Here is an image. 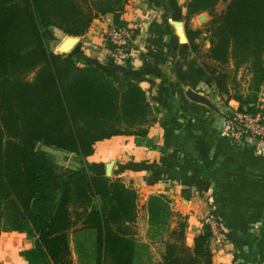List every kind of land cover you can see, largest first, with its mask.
<instances>
[{
  "label": "trees",
  "instance_id": "16d2710c",
  "mask_svg": "<svg viewBox=\"0 0 264 264\" xmlns=\"http://www.w3.org/2000/svg\"><path fill=\"white\" fill-rule=\"evenodd\" d=\"M219 1L227 3L220 12ZM126 3L0 0V224L7 217L8 227L37 236L36 246L23 252L30 264H44V258L69 264V232L81 220L98 232L97 264H138L135 239L121 232L122 224L136 219L137 192L120 178L61 169L37 149L43 144L86 158L100 140L149 134L153 107L138 81L113 69L79 65L49 43L50 27L81 35L97 12H113L115 25H129L122 19ZM187 11L188 19L210 11V47L203 59L195 41L202 30L188 27L187 34L218 94H229L232 68L249 65L250 92L226 96L238 100L241 110L256 111L264 86V0H190ZM149 209L153 221H169L163 197H152ZM186 230L182 219L157 264H215L210 227L204 224L194 246L187 244Z\"/></svg>",
  "mask_w": 264,
  "mask_h": 264
},
{
  "label": "crops",
  "instance_id": "0c3cea01",
  "mask_svg": "<svg viewBox=\"0 0 264 264\" xmlns=\"http://www.w3.org/2000/svg\"><path fill=\"white\" fill-rule=\"evenodd\" d=\"M187 4L188 0H127L122 19L143 24L147 32L138 31L137 50L117 66L105 58L106 32L115 25L113 12H97L81 35L49 28V42L64 36L53 52L138 81L153 107L147 136L100 140L94 153L81 160L88 172L120 178L137 192L133 222L138 264L163 259L170 232L182 219L187 221V244L194 246L209 212L224 223L230 237L228 242L211 241L215 264H264V147L232 137L226 105L213 96L215 84L191 48ZM188 89L208 95L217 109L191 99ZM229 104L240 106L234 98ZM154 196L167 201V223L153 221L149 203ZM31 235L13 228L2 233L0 264H30L23 252L36 246L37 236ZM73 258L77 263L75 253Z\"/></svg>",
  "mask_w": 264,
  "mask_h": 264
},
{
  "label": "rangeland",
  "instance_id": "374dc122",
  "mask_svg": "<svg viewBox=\"0 0 264 264\" xmlns=\"http://www.w3.org/2000/svg\"><path fill=\"white\" fill-rule=\"evenodd\" d=\"M190 1V0H188ZM227 3L225 1H219L216 5V10L218 12L225 9ZM188 14V11H187ZM202 14H205V18H201L200 16ZM211 20L210 11H204V12H194L193 15L188 19L187 15V23H186V29L188 27L192 29H201L202 32L196 37V43L199 44L201 47L200 54L201 58L203 59L204 52L210 47L209 42V31L208 30V22ZM64 36H61V39L56 41H50V47L54 48L58 46V44L62 41V38ZM56 42V44H55ZM192 48V47H191ZM200 58V59H201ZM201 59V60H202ZM109 61V60H108ZM234 69L233 75L231 76V79L229 80V94L235 95V96H243L246 97V95L250 92V82H251V71L249 68V65H242L239 68H232ZM33 75V74H32ZM216 89V88H215ZM229 94L225 95H219L217 90L214 91L213 96L216 97V95L221 99V103L224 105H228L229 101L231 99H228ZM261 94V92H260ZM224 97V98H223ZM228 99V103L226 102ZM37 149H41L46 151V153L51 157V159L61 167V169H67V170H83L85 169L82 163V160L77 153L72 151H67L63 149H59L57 147L53 146H47L40 144ZM139 201V196H138ZM96 204V203H95ZM75 206L72 207V215L75 218H78L75 210ZM138 209V207H137ZM81 210H78V212ZM7 217H3L0 224V236L2 233H4L7 230H11V227H8L10 224L7 219ZM79 221V220H78ZM84 222L81 220L77 223L76 226H74L70 232H69V241H70V247H71V262L69 264H97L98 263V232L94 229H89L84 227ZM135 226H137L133 221L122 224L121 225V232L123 234L128 235L132 239H135ZM82 227V228H81ZM116 228H118L116 226ZM22 232V231H21ZM26 232V231H24ZM30 238H33L31 235ZM77 255V263H75V259L73 258V255ZM44 264H55L49 259H43Z\"/></svg>",
  "mask_w": 264,
  "mask_h": 264
},
{
  "label": "built area",
  "instance_id": "2783aa9c",
  "mask_svg": "<svg viewBox=\"0 0 264 264\" xmlns=\"http://www.w3.org/2000/svg\"><path fill=\"white\" fill-rule=\"evenodd\" d=\"M138 31L147 32V27L141 23L111 27L105 36L107 46L105 58L119 64L129 59L137 50ZM255 108L254 112L241 110L240 106L233 107L228 103L224 111L225 121L235 141L253 142L258 147H264V94L260 96ZM202 222L203 225L207 224L210 227L212 240L219 242L230 240L226 226L213 212H209Z\"/></svg>",
  "mask_w": 264,
  "mask_h": 264
},
{
  "label": "water",
  "instance_id": "95a60500",
  "mask_svg": "<svg viewBox=\"0 0 264 264\" xmlns=\"http://www.w3.org/2000/svg\"><path fill=\"white\" fill-rule=\"evenodd\" d=\"M200 17L203 19V18L206 17V15L202 14ZM187 95L191 99L207 105L211 109H217V105L215 104V102L208 95H206L204 93L198 92V91H196L194 89H188L187 90Z\"/></svg>",
  "mask_w": 264,
  "mask_h": 264
}]
</instances>
